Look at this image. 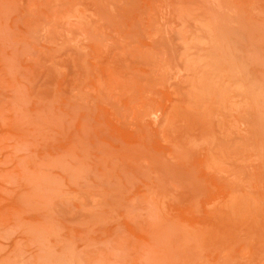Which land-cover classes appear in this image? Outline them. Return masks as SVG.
Instances as JSON below:
<instances>
[{"label":"rangeland","instance_id":"obj_1","mask_svg":"<svg viewBox=\"0 0 264 264\" xmlns=\"http://www.w3.org/2000/svg\"><path fill=\"white\" fill-rule=\"evenodd\" d=\"M0 264H264V0H0Z\"/></svg>","mask_w":264,"mask_h":264}]
</instances>
